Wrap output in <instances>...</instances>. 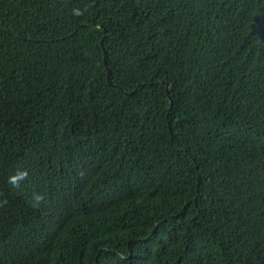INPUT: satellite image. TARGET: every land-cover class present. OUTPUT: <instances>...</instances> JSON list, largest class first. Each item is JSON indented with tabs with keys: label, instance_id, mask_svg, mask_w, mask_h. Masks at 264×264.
I'll list each match as a JSON object with an SVG mask.
<instances>
[{
	"label": "trees",
	"instance_id": "trees-1",
	"mask_svg": "<svg viewBox=\"0 0 264 264\" xmlns=\"http://www.w3.org/2000/svg\"><path fill=\"white\" fill-rule=\"evenodd\" d=\"M0 264H264V0H0Z\"/></svg>",
	"mask_w": 264,
	"mask_h": 264
},
{
	"label": "clouds",
	"instance_id": "clouds-1",
	"mask_svg": "<svg viewBox=\"0 0 264 264\" xmlns=\"http://www.w3.org/2000/svg\"><path fill=\"white\" fill-rule=\"evenodd\" d=\"M77 14H79V13L77 12ZM23 175H24V174H19V178H22ZM17 180H18V176H12V177L10 178V182H11L13 185H15V184L17 183ZM36 199L39 200V199H41V197H40V196H36Z\"/></svg>",
	"mask_w": 264,
	"mask_h": 264
},
{
	"label": "water",
	"instance_id": "water-1",
	"mask_svg": "<svg viewBox=\"0 0 264 264\" xmlns=\"http://www.w3.org/2000/svg\"><path fill=\"white\" fill-rule=\"evenodd\" d=\"M105 62V61H104ZM107 77H108V74H107ZM168 88V84H166V89Z\"/></svg>",
	"mask_w": 264,
	"mask_h": 264
}]
</instances>
